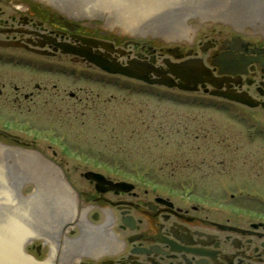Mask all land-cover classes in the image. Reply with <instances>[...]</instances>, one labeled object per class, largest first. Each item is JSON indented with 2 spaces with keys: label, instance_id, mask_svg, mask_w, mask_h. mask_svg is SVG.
Here are the masks:
<instances>
[{
  "label": "flooded vegetation",
  "instance_id": "flooded-vegetation-1",
  "mask_svg": "<svg viewBox=\"0 0 264 264\" xmlns=\"http://www.w3.org/2000/svg\"><path fill=\"white\" fill-rule=\"evenodd\" d=\"M257 10V15L222 16L218 12L204 16L202 22L209 20L205 26H187L179 40L156 46L139 36L118 42V36L91 33L93 22L79 21L46 0H0V64L45 67L18 57L12 52L18 48L44 57L68 55L91 65L56 46L61 42L78 45L76 36L111 43L116 50L110 56L123 65L136 59L165 70V59L172 63L198 59L209 70L214 86L199 81L189 82L190 91L169 89L200 93L208 100L199 102L255 122L256 114L264 113V6ZM171 79L179 82L174 76ZM0 100L7 101L3 96ZM35 146L0 129V147H15L35 156ZM41 160L55 175L51 191H45L31 211L40 239L20 243L21 254L36 264H264L263 213L250 208L227 211L195 202L192 192L183 191L186 186L162 192L156 182L149 185L102 173L104 180L128 184L109 188L106 182L85 178V170L78 172L83 181L74 182L53 159ZM21 184L16 188L18 199L38 196L35 191L22 195ZM237 197L256 196L228 193L231 200Z\"/></svg>",
  "mask_w": 264,
  "mask_h": 264
},
{
  "label": "rangeland",
  "instance_id": "rangeland-1",
  "mask_svg": "<svg viewBox=\"0 0 264 264\" xmlns=\"http://www.w3.org/2000/svg\"><path fill=\"white\" fill-rule=\"evenodd\" d=\"M92 31L118 36V42L132 38L101 28ZM143 39L156 46L173 42ZM12 52L45 67L0 64V96L7 100H0V129L36 145L32 148L58 163L74 182L83 181L79 171L90 169L128 181L156 182L162 192L186 186L183 191L192 192L195 202L264 214L263 112L255 122L243 121L199 102L208 100L200 93L105 74L68 55ZM141 114L162 123L152 131L156 137L146 135ZM237 192L256 197L228 198Z\"/></svg>",
  "mask_w": 264,
  "mask_h": 264
},
{
  "label": "water",
  "instance_id": "water-1",
  "mask_svg": "<svg viewBox=\"0 0 264 264\" xmlns=\"http://www.w3.org/2000/svg\"><path fill=\"white\" fill-rule=\"evenodd\" d=\"M46 1L47 4L59 6L79 21L93 22L95 28L130 37L161 38L167 41L177 40L187 32V26L202 24L201 19L204 16H217L218 12H222L224 14L222 16L257 15V9L264 6V0ZM75 38L80 44L61 42L56 46L62 53L78 56L110 74L123 75L147 84L177 86L181 90H192L188 86L189 82L194 84L204 81L213 86L215 84L209 70L198 59H188L179 63L165 59L163 61L165 70L158 69L147 61L136 59L128 60L126 65H123L110 56V52L116 50L111 43L91 37L76 36ZM149 74H152V77ZM170 75L179 82L174 83ZM225 96L247 103L237 96L229 94ZM33 149L38 154L35 157L34 154L15 147H0V264H36L21 254L20 243L24 239H40V230L32 226L35 224L34 216L31 221L33 204L44 196L45 191H51L50 181L55 173L41 160V158H51L39 149ZM20 176L28 179V182L24 179L16 182L15 179ZM83 176L96 182H106L109 188H123L128 185L125 181L113 183L104 180L102 174L90 170L84 172ZM22 182H24L21 184L22 187L20 186L22 195L35 191L38 196L25 200L18 199L15 196L16 188L17 184ZM34 214L37 215L35 212ZM34 236L37 238H32Z\"/></svg>",
  "mask_w": 264,
  "mask_h": 264
},
{
  "label": "trees",
  "instance_id": "trees-1",
  "mask_svg": "<svg viewBox=\"0 0 264 264\" xmlns=\"http://www.w3.org/2000/svg\"><path fill=\"white\" fill-rule=\"evenodd\" d=\"M140 117H142V118H140V121H141L142 123L145 124V129L147 130L146 135H147V133H148V134L153 133L154 136L156 137V133H155V132H152V131L159 130V129L161 128V126H163L162 123L156 122V121L153 119V118H154L153 115H143V114H141ZM153 121H154L156 124L153 123ZM137 132H138L137 134L139 135V131H138V130H137ZM130 133H131V132H130ZM132 133H136V132H132ZM90 147H91V146H90Z\"/></svg>",
  "mask_w": 264,
  "mask_h": 264
}]
</instances>
